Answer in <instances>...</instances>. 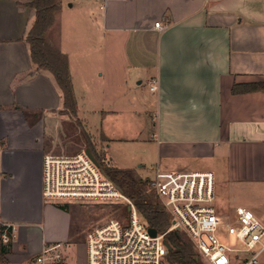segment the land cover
<instances>
[{"label":"crops","instance_id":"obj_1","mask_svg":"<svg viewBox=\"0 0 264 264\" xmlns=\"http://www.w3.org/2000/svg\"><path fill=\"white\" fill-rule=\"evenodd\" d=\"M57 1L47 39L55 28L54 41H48L67 57L80 137L103 139L104 154L118 168L134 169L135 159L136 166H145L119 147L142 143L154 146L152 175L156 168L212 171L217 206L225 201L220 212L233 216L242 206L264 224V90L232 91L235 84L264 81V0ZM29 2L0 0V223L11 228V264L27 263L18 249L23 235L41 233L34 259L48 239L58 237L48 232L57 224L55 215L67 212L45 203L42 194L43 158L55 153L47 151V122L70 116L62 112L54 75L31 58L28 35L36 10ZM156 21L165 28L155 27ZM77 49L81 55H104L112 77H120L118 86L106 82L108 109L90 111L101 117L99 123L84 116L88 109L77 96L83 92L90 103L101 98L76 89L70 56ZM127 116L130 122L118 127ZM201 160L204 169L191 166ZM241 186L250 200L235 204L238 198L231 203L219 196L235 195Z\"/></svg>","mask_w":264,"mask_h":264},{"label":"built area","instance_id":"obj_2","mask_svg":"<svg viewBox=\"0 0 264 264\" xmlns=\"http://www.w3.org/2000/svg\"><path fill=\"white\" fill-rule=\"evenodd\" d=\"M160 30L165 25L155 22ZM150 89L155 90L152 81ZM149 190L168 216L169 226L152 235L135 201L103 173L84 151L47 153L43 158L42 194L45 200L96 201L125 207V213L88 229L86 264H162L169 235L178 232L191 242L208 264H260L264 255V224L248 208L237 206L233 216L219 212L215 178L209 170L167 171L156 168L146 178ZM226 230L238 241L224 243ZM6 242V232L1 233ZM170 244V243H169ZM63 243L46 244L32 264H66Z\"/></svg>","mask_w":264,"mask_h":264},{"label":"rangeland","instance_id":"obj_3","mask_svg":"<svg viewBox=\"0 0 264 264\" xmlns=\"http://www.w3.org/2000/svg\"><path fill=\"white\" fill-rule=\"evenodd\" d=\"M56 27H59V24H57ZM66 29L70 30L69 27H67ZM54 33H55V28L51 30L48 37V40L51 42L54 41V37H53L55 36ZM87 41L85 40L84 44ZM100 42L102 46H105L106 39H103ZM89 45H86L85 47L89 48ZM80 51H81L80 49H77L76 51L74 50L73 52L74 54L70 56L71 72L74 76L73 78L75 85L77 86L76 89L81 91L83 89L87 90L88 94L90 95V99L91 97L95 98L97 93H99V96H101V98H98L97 96L96 100H93L90 103L89 101H87V99L89 98L86 97V94L84 96L83 92L80 93V95L77 93V96H79V99L85 103V107L88 109L86 110V114L84 116L87 115L89 122L90 120H92V118H94L96 120L95 122L99 123L101 121V117L98 120V118L94 117L96 114L90 111L95 108L98 109V106H102V108L100 109H108L109 107V105H107L108 89L106 87V82L108 80L113 81L118 86L120 77L118 76L112 77L113 75L116 74L112 70L110 71L109 67L111 64L109 63L108 58L105 57L104 55L88 56V55H84L83 53L81 55ZM115 57L119 58L118 55ZM101 72L103 73L100 74ZM94 74L101 76L100 80H98L96 77L93 78ZM78 85L80 87H78ZM114 91L117 92L118 89H115ZM111 92H113V88L111 89ZM111 94L113 93H110L109 96ZM98 103H102L103 105H99ZM122 117L119 119V121H117L118 122L117 126L118 127L120 126L121 128H122L121 124H126L125 120L129 119L130 122L129 116H127L128 118H122ZM49 122H50L49 124H51L52 126H50L47 122L46 130L48 132L47 136L49 143H51V145H47V151L55 152L57 154L58 153L70 154V153H76L82 151L83 149L88 147L90 150L91 148L92 150L94 149L95 153L98 156L103 155L105 157L104 163L113 165L110 163V161L107 159V156L104 154L103 143H102L103 139H99V138L97 139L96 137L91 139L88 137L89 141H87L88 139L87 137H83V136L80 137L79 131L80 129L83 130L82 125L81 127L77 126L75 124L76 121L74 120V118L52 117ZM141 122L142 121L138 123L137 121H134V124L136 123L140 126V124H143ZM89 129L91 133L95 134V127L93 128L89 127ZM55 133L57 134V136L54 139L53 134ZM119 147L121 149V152L125 153L127 156L130 153L132 154L133 157H138L139 161L144 160L145 162V166L138 167L136 166L137 159H135L134 162H132L134 164V169H131L132 174H138L139 176H145V177L146 176L149 177L152 175L153 171L151 164L152 161L155 160L153 144L144 145L142 143H138L136 145L126 144L125 146V144L120 143ZM144 150L145 152L144 154H142ZM205 164L206 161L201 160V161L192 162L191 166H195V167L201 166V168L204 169ZM221 195H223V197L225 195L224 200L226 198H230L229 202L231 203L235 202L233 201V199L238 198L235 204L243 203L245 202V200L248 199L250 200L251 198L250 192L244 191L243 186H241V190H239L235 195H231L230 191L226 192V194L223 192H219V196ZM64 202L65 201L62 200L56 202L54 200H45V203L59 207H61V205H63ZM67 202H68L66 203L68 205L67 212L63 211L65 214L61 213V215L56 214L55 221L57 222V224L51 226L48 231L50 234H55L58 237H55L54 240L48 239L47 243H50V245L56 243L57 241H61L63 243V247L61 250L64 256L66 257V264H86V247L84 243L88 229L97 224L104 223L109 218L124 214L125 207L121 205L104 204L96 201L76 202V201L68 200ZM223 206L225 207V201H223V199H220L218 205L219 212ZM60 209L62 210V208ZM56 217H58L57 220ZM224 218H226V216ZM66 233L69 237H66L64 239L62 235ZM219 236L221 240L226 244L234 245L235 242L238 243L236 237L232 234L227 233L226 230H223L219 234ZM184 239L188 240L186 237ZM19 241L20 242L22 241V246L21 247L18 246V249H20V251L25 252V255L28 257L26 264H32L33 255L38 250L39 243H41V233H38L35 237L33 235H23V238ZM197 255H198V259L202 264H208L198 253ZM162 264H170L167 259V256L164 258Z\"/></svg>","mask_w":264,"mask_h":264},{"label":"trees","instance_id":"obj_4","mask_svg":"<svg viewBox=\"0 0 264 264\" xmlns=\"http://www.w3.org/2000/svg\"><path fill=\"white\" fill-rule=\"evenodd\" d=\"M28 5L36 10V19L28 35L31 58L38 67L46 68L54 75L63 94L62 112L74 118L77 113V101L68 70L67 57L47 39V30L53 23L55 13L59 10L58 1L30 0ZM247 90H264V81L235 84L232 88L233 93ZM83 137L87 136L83 134ZM91 151L107 176L135 201L148 225L157 231L165 230L169 226L168 216L154 198V193L149 190L148 179L132 174L131 169L104 163L103 155L98 156L92 148ZM60 208L67 210L68 205L63 204ZM4 231L9 238L6 242L1 239V233ZM11 234V228L0 223V264H10L7 254L10 251ZM169 243L172 247L167 253L170 264H202L191 242L185 240L177 231L169 235Z\"/></svg>","mask_w":264,"mask_h":264},{"label":"water","instance_id":"obj_5","mask_svg":"<svg viewBox=\"0 0 264 264\" xmlns=\"http://www.w3.org/2000/svg\"><path fill=\"white\" fill-rule=\"evenodd\" d=\"M84 153L88 156V158L94 163L95 166L99 167L100 170L105 174L106 172L104 171V169L101 167V164L99 163V161L97 160V158L94 156V154L91 152V150L86 147L84 149ZM149 232L152 234V235H155L156 234V229L153 228V227H150L149 228ZM165 245L167 247L168 250H171L172 247L169 243L165 242Z\"/></svg>","mask_w":264,"mask_h":264}]
</instances>
